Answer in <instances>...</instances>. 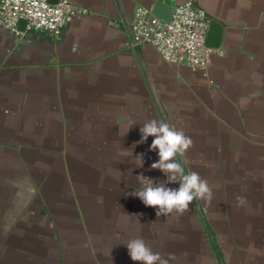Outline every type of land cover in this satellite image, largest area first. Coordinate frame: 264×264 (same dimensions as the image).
I'll return each mask as SVG.
<instances>
[{
  "label": "crops",
  "instance_id": "1",
  "mask_svg": "<svg viewBox=\"0 0 264 264\" xmlns=\"http://www.w3.org/2000/svg\"><path fill=\"white\" fill-rule=\"evenodd\" d=\"M73 2L90 14L59 38L0 28V264H139L134 238L169 264H264V0H176L223 26L207 72L136 38L157 0ZM151 119L191 137L175 159L210 202L157 217L132 195L167 180L140 143Z\"/></svg>",
  "mask_w": 264,
  "mask_h": 264
},
{
  "label": "built area",
  "instance_id": "2",
  "mask_svg": "<svg viewBox=\"0 0 264 264\" xmlns=\"http://www.w3.org/2000/svg\"><path fill=\"white\" fill-rule=\"evenodd\" d=\"M90 14L76 6L73 0H0V28L17 37L26 31L47 33L59 38L78 16ZM25 22L23 32L20 23ZM132 32L145 44L152 45L170 64H186L194 71L207 72L215 57L216 49L206 45L210 28L207 11L193 2L174 8L172 20L162 21L153 9L139 7L132 22Z\"/></svg>",
  "mask_w": 264,
  "mask_h": 264
},
{
  "label": "clouds",
  "instance_id": "3",
  "mask_svg": "<svg viewBox=\"0 0 264 264\" xmlns=\"http://www.w3.org/2000/svg\"><path fill=\"white\" fill-rule=\"evenodd\" d=\"M140 133V143L146 142L150 136L153 137L149 151H156L158 160L151 164V168L160 170L167 180L156 183L141 174L137 177L145 186L134 191L132 195L138 197L145 206L155 208L157 217L168 216L173 212L182 215L189 210L194 200H212L213 192L208 181L195 171L185 174L182 165L176 162L177 155L183 156L192 147L191 137L182 129L156 119L142 124ZM139 160L142 166V157ZM172 183H178V188L166 186ZM237 201L240 205L246 202L240 196ZM126 247L131 260L139 264H169V259L174 258L166 259L160 253L154 252L143 238L129 240Z\"/></svg>",
  "mask_w": 264,
  "mask_h": 264
},
{
  "label": "water",
  "instance_id": "4",
  "mask_svg": "<svg viewBox=\"0 0 264 264\" xmlns=\"http://www.w3.org/2000/svg\"><path fill=\"white\" fill-rule=\"evenodd\" d=\"M52 4H56L58 0H48ZM176 0H157L153 8V13L162 21L169 23L174 14ZM26 23L21 22L20 28H25ZM223 40V26L216 21L210 23L206 45L211 49H220Z\"/></svg>",
  "mask_w": 264,
  "mask_h": 264
}]
</instances>
